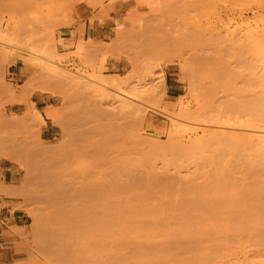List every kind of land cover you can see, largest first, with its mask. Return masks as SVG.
Masks as SVG:
<instances>
[{
	"label": "rangeland",
	"instance_id": "obj_1",
	"mask_svg": "<svg viewBox=\"0 0 264 264\" xmlns=\"http://www.w3.org/2000/svg\"><path fill=\"white\" fill-rule=\"evenodd\" d=\"M263 16L264 0H0V34L13 40L0 45V158L18 169L12 209L29 216L3 231L13 250L1 264H264V155L215 165L167 153L173 116L264 131ZM125 91L141 112L110 99ZM34 92L55 98L53 134Z\"/></svg>",
	"mask_w": 264,
	"mask_h": 264
},
{
	"label": "bare ground",
	"instance_id": "obj_2",
	"mask_svg": "<svg viewBox=\"0 0 264 264\" xmlns=\"http://www.w3.org/2000/svg\"><path fill=\"white\" fill-rule=\"evenodd\" d=\"M264 17V16H263ZM253 19V18H252ZM255 20H258V19H254V21ZM248 22V21H247ZM250 20H249V22L246 24L247 26H246V28L248 27V24H250ZM261 22V21H260ZM245 23V22H244ZM254 23V22H253ZM256 23V22H255ZM258 24H259V22H257ZM252 24V23H251ZM258 24H256V25H258ZM242 26H243V24H241ZM245 25V24H244ZM240 26V25H239ZM259 26V25H258ZM241 27V26H240ZM245 27V26H244ZM253 27V26H252ZM254 27H255V25H254ZM262 27V26H261ZM261 27H260V30H261ZM264 27V26H263ZM262 27V28H263ZM243 28V27H242ZM1 29V28H0ZM245 29V28H244ZM259 30V29H258ZM5 31V30H4ZM1 32V31H0ZM3 33V32H2ZM245 33H246V30H245ZM248 33H250V32H248ZM252 33H255V30L252 32ZM252 33H251V35H252ZM257 33H260V31L258 32L257 31ZM0 35H2V34H0ZM249 34H247L246 36H248ZM258 35V34H257ZM8 34L6 33H3V35L2 36H0V40H2L3 42L1 43L0 42V45H4V46H7V47H9L8 45L9 44H11V42H13V40L12 39H10V37L8 36ZM11 38H13V37H11ZM253 38V37H252ZM256 38H258V37H256ZM90 40V39H89ZM86 42V41H85ZM262 42V41H261ZM264 44V43H263ZM254 45V44H253ZM11 46V45H10ZM80 46V45H79ZM16 47V46H15ZM260 47V46H259ZM262 47H263V45H262ZM6 48V47H5ZM16 48H18V47H16ZM258 50H260V48L258 49ZM261 51H263V54H264V48H263V50H261ZM27 53L29 54V55H31L32 57H34V59H36V58H38L39 60H46L47 58H45L44 56H42L39 52H38V50H36V48L34 49V47L32 48V46H31V49L30 50H27ZM256 54H257V52H256ZM254 55V54H253ZM36 57V58H35ZM259 57V56H258ZM260 57H261V55H260ZM48 60V59H47ZM46 60V61H47ZM48 62L49 63H51V64H53V65H55V62H53V61H51V60H48ZM254 62H256V61H254ZM261 63H263V69H264V61L263 62H260V64ZM257 64V63H256ZM259 64V63H258ZM56 66H58L57 64H56ZM263 69H262V71H263ZM105 77V76H104ZM107 77V76H106ZM262 78V82L264 83V72H263V77H261ZM105 79V78H104ZM195 80H198V79H196V77L194 78ZM194 79H193V81H194ZM101 80H103V79H101ZM107 80H109V79H106L105 80V82L107 81ZM98 82H102V81H98ZM97 82V83H98ZM104 81L102 82L103 84H105L106 85V83H105ZM110 82V81H109ZM164 82V81H163ZM96 83V82H95ZM102 83H100V85L99 86H102L103 84ZM119 84V83H118ZM163 84H165V83H163ZM107 85H109V83L107 84ZM115 87V86H114ZM117 87V86H116ZM119 87V86H118ZM98 88H101V87H98ZM121 92V91H120ZM119 92V93H120ZM129 94H127V92L125 91V92H122V93H120V94H118L117 93V95L115 96V95H110L111 97L112 96H114L113 98H111L110 97V99H113L115 102H117L118 103V105H119V107L121 108V110L123 109H131V110H129V111H132V109L133 110H135V111H140L141 109L140 108H138V106L139 105H141V104H139V103H135V104H139V105H137V107H134V106H136V105H134L133 104V100H130L128 97ZM131 97V96H130ZM108 98H109V95H108ZM134 99H136V98H134ZM264 101V100H263ZM113 102V101H112ZM111 102V103H112ZM264 103V102H263ZM32 104V103H31ZM30 105V104H29ZM33 105V104H32ZM112 106V105H111ZM142 106V105H141ZM153 106V105H152ZM32 107H35V106H32ZM53 107V106H52ZM144 107V106H143ZM116 108V107H115ZM187 108V107H186ZM34 109V108H33ZM57 109V108H56ZM117 109V108H116ZM55 110V109H54ZM124 110V111H125ZM145 110V109H144ZM147 110V109H146ZM183 109H181V111H182ZM185 110V109H184ZM28 111H30V110H28ZM27 112V111H26ZM123 112V111H122ZM141 112V111H140ZM139 112V113H140ZM145 112V111H144ZM184 112V111H183ZM182 112V113H183ZM29 113V112H28ZM35 115H37V117L38 118H40V120H45L44 118H43V114L39 111V110H37V109H35ZM45 113H46V115H47V118L48 119H52V120H54L55 119V117H56V114L53 112V110L50 108V107H48L47 109H45ZM133 114H135L134 116H136V113H134V112H132ZM165 113V112H164ZM163 113V114H164ZM131 114V113H130ZM174 114V113H173ZM184 114V113H183ZM185 114H187V113H185ZM132 115V114H131ZM137 115H139L138 113H137ZM143 115V114H142ZM166 116V115H165ZM178 116H183L184 117V115H181V114H178ZM171 118H173V120L171 119ZM170 119V122H171V124H172V122H173V124H172V128L174 129H172L175 133H174V135H178V137H179V139L181 138H183V137H185V136H187L188 138H189V140H192L193 139V141H194V143H195V145H191L192 147H184L183 145H180V142H179V144H178V137H177V135H176V139H173V141L171 142V143H173V145L170 143V145H171V147L172 146H174V144L176 145V147L177 148H175V149H177V150H175L173 147V149L171 148V147H169V144H168V142L166 143V145H168L167 147L171 150H168L167 151V153L169 152V154L171 153V152H173V154H174V152L176 153V151H177V153H176V155L175 156H177L176 158L178 159V155L177 154H179V162L180 161H182V159L184 158V156H185V152H186V155H187V153L189 152L192 156V160H194V159H196L195 157H204V159L206 158V160L207 161H214L213 163L216 165V163H218V161L220 160V158L221 157H224V153L225 154H227V152H229L230 153V155L232 156H239V157H246L247 158V162H249V164L248 165H255L254 164V161L256 160L257 161V159H255V157H257L256 155H259V156H261L262 157V155H264V131H263V129H261L262 131H260L259 133L258 132H254L255 134L254 135H250V136H245V135H243V134H237V133H234L233 132V130H232V133H220L221 132V129L224 127H222L221 129H219L218 130V128H220L221 126H219V127H217V128H215L214 129V126H213V131H212V126L209 128V129H206V127H197V128H193L192 126L191 127H189V125H188V123L185 121L186 119L185 118H187V117H184V118H181V117H171ZM134 119V118H133ZM185 119V120H184ZM189 119V118H188ZM135 120V119H134ZM190 120V119H189ZM142 121V120H141ZM176 121H178V122H176ZM45 122V121H44ZM143 122V121H142ZM190 122H192L193 123V121L192 120H190L189 121V123ZM196 123V122H195ZM170 124V125H171ZM197 124V123H196ZM195 124V125H196ZM169 125V126H170ZM203 125V124H202ZM226 125V124H225ZM198 126V125H197ZM200 126H201V124H200ZM216 126H218V125H216ZM227 126H225L224 128H226ZM238 127V126H237ZM231 128V127H230ZM239 128H242V127H240L239 126ZM229 129V128H228ZM237 129V128H236ZM243 129H244V127H243ZM247 129V128H246ZM209 130V131H208ZM226 130V129H225ZM172 131V132H173ZM216 131V132H215ZM239 131V130H238ZM243 131V130H242ZM247 131H250V130H248L247 129ZM253 131H255V130H253ZM222 132H224V130L222 129ZM171 133V132H170ZM181 133V134H180ZM251 134H253L252 133V129H251ZM172 135H173V133H172ZM169 137H170V135H169ZM186 139V138H185ZM171 140H172V138H171ZM175 140H177L176 142H175ZM166 141V140H165ZM168 141V140H167ZM181 141V140H180ZM193 141H191V143H193ZM184 142V141H183ZM161 143V142H160ZM193 143V144H194ZM181 144H182V142H181ZM163 145V144H162ZM161 145V146H162ZM164 145H165V143H164ZM178 145V146H177ZM186 145V144H185ZM157 148H158V145L156 144L155 145ZM213 146V147H212ZM152 147V146H151ZM153 148V147H152ZM151 148V149H152ZM155 148V147H154ZM153 148V149H154ZM165 148V147H164ZM164 148L162 147L161 149H163V151H165L164 150ZM168 148H166V150L168 149ZM152 149V150H153ZM156 149V148H155ZM154 149V150H155ZM159 150H160V148H158ZM174 150V151H173ZM157 151V150H156ZM156 151H155V153H156ZM162 151V152H163ZM207 151V156H204V153L203 152H206ZM251 151H252V153H251ZM146 153H147V151H145ZM149 152V151H148ZM166 152V151H165ZM178 152H180V153H178ZM209 152V153H208ZM247 152H248V154L249 155H246L247 154ZM256 153V155H254L253 156V154L254 153ZM1 153V152H0ZM182 153V154H181ZM203 153V154H202ZM3 154V153H2ZM140 154V153H139ZM159 154V153H158ZM163 154H165V153H162V155H161V157H163L164 155ZM168 154V156L170 157V155ZM172 153H171V155L172 156H174ZM147 155H150L149 153L147 154ZM160 155V154H159ZM159 155H157V157H158V159H159ZM181 155H184L183 156V158L180 160V156ZM189 155V154H188ZM138 156H140V155H137V158L138 159H136V158H134V160H133V158H131V163L132 164H129V165H133L135 168H136V165H137V163L140 161L139 160V158H141V157H138ZM144 156V155H143ZM152 156V155H151ZM154 156V155H153ZM168 156H166L167 158H169ZM226 156V155H225ZM258 156V157H259ZM155 157V156H154ZM182 157V156H181ZM144 158V157H143ZM146 158V157H145ZM151 158V157H150ZM189 158H190V155L188 156V159H187V156H185V159L186 160H189ZM194 158V159H193ZM263 158H264V156H263ZM137 161H136V160ZM152 159V158H151ZM163 159V158H162ZM166 159V158H165ZM175 158H173V160H174ZM260 160H262V158H259ZM113 160H115V159H113ZM112 160V161H113ZM119 160H120V164L122 165V168L121 167H118L117 166V162L119 163ZM119 160H116L115 162L116 163H114V162H112L114 165H116L119 169H122L123 170V165L125 164V163H122L121 162V159H119ZM159 160H161V159H159ZM164 160V159H163ZM170 160H172V159H170ZM172 160V162H174V161H176V163H177V160H174L173 161ZM184 160V159H183ZM217 160V161H216ZM222 160V159H221ZM245 160V159H244ZM259 160V161H260ZM122 161H123V159H122ZM136 161V162H135ZM147 161H149L148 159H147ZM216 161V162H215ZM243 161V160H242ZM255 161V162H256ZM125 162V161H124ZM128 162V161H127ZM143 162V160L140 162V163H138V165L139 164H141ZM146 162V161H145ZM150 162V161H149ZM167 162H170V164H171V161H169V159H168V161ZM210 162V163H211ZM221 162V161H220ZM135 165H134V164ZM148 163V162H147ZM165 163H166V160H165ZM175 163V162H174ZM222 163V165H223V162H221ZM221 163H220V165H221ZM143 164V163H142ZM212 164V163H211ZM225 164V163H224ZM114 165H112V166H114ZM126 165H127V163H126ZM128 165V166H129ZM138 165H137V167H138ZM144 165H145V163H144ZM165 165V164H164ZM222 165L220 166V168H222V169H220L219 167V169H217L218 171H220V172H222V173H225V171H226V169H225V166H223L222 167ZM110 166H111V164H110ZM125 166V165H124ZM140 167H141V165H139ZM147 166H149V165H147ZM146 166V167H147ZM166 166V165H165ZM227 166V165H226ZM116 167V170L115 169H113V171H112V173L113 172H115V171H117V168ZM145 167V168H146ZM151 167V166H150ZM254 167V166H253ZM132 168V167H131ZM134 168V169H135ZM152 168H153V165H152ZM137 169V168H136ZM214 171V174H213V177L211 178L212 180H215V179H217L216 177L219 175V174H217L218 173V171ZM111 171V170H110ZM120 171L121 170H119V172H116V173H120ZM138 171V170H137ZM155 171V170H154ZM153 171V172H154ZM149 172V171H148ZM57 173V172H56ZM55 172L53 173V174H56ZM111 173V174H112ZM217 174V176H216V174ZM121 174V173H120ZM120 174H116V177L118 176V175H120ZM212 174H210V176H212ZM50 175H52L51 173H50ZM110 175V174H109ZM56 176V175H55ZM104 176V175H103ZM102 176V177H103ZM112 176V175H111ZM144 176H146V174L144 175ZM149 176V175H148ZM209 176V175H208ZM214 176H215V179H214ZM207 178V177H206ZM138 179V178H137ZM208 179V178H207ZM140 180V179H139ZM147 180V179H146ZM135 181H137L136 179L134 180V186H133V184H132V187H135L136 186V183H135ZM141 181V180H140ZM140 181H137L138 182V185L141 183ZM145 181V180H144ZM144 181H142V182H144ZM216 182L218 181V183H219V180L217 179V180H215ZM155 182V181H154ZM209 182H211L210 180H209ZM145 183V182H144ZM157 183V182H156ZM207 183V182H206ZM143 184V183H142ZM220 184V183H219ZM137 185V186H138ZM215 186L216 187V185L214 184V185H212L211 183L209 184H207L206 186H205V189L207 190L208 188H209V186ZM136 186V187H137ZM140 186V185H139ZM170 186V185H169ZM221 186V185H220ZM224 186V185H223ZM142 187V186H141ZM150 187H152V186H150ZM195 187V186H194ZM217 187H219V186H217ZM149 188V187H148ZM192 188H193V186H192ZM141 189V188H140ZM221 189V188H220ZM145 190V189H144ZM264 190V189H263ZM143 191V190H142ZM145 192V191H144ZM150 192V191H149ZM139 193H140V191H139ZM138 192L136 193V195H138L139 194ZM262 194H260L257 198L258 199H261V200H258V201H260V203L259 204H261L262 202L264 203V198H262L263 196H264V192L262 191L261 192ZM143 194L144 193H142L141 192V196H143ZM148 194V193H147ZM134 196V195H133ZM212 196V195H211ZM219 197V196H218ZM260 197V198H259ZM143 198H144V196H143ZM213 198V197H212ZM227 198V197H226ZM230 198H231V196H230ZM142 199V198H141ZM262 199H263V201H262ZM105 200V199H104ZM138 201V200H137ZM142 201V200H141ZM257 201V202H258ZM262 201V202H261ZM140 202V201H139ZM105 203H107L106 205H109V203H108V201L106 202L105 201ZM102 204H104L103 202H102ZM143 204V203H142ZM218 204V203H217ZM220 204V203H219ZM105 205V206H106ZM262 205V204H261ZM263 206V205H262ZM107 207L108 206H106V209H107ZM111 207V206H110ZM140 207V206H139ZM143 207V206H142ZM143 210V209H142ZM261 213V212H260ZM255 215V214H254ZM257 215H259V214H257ZM257 215H255V216H257ZM261 216H262V214H261ZM254 217V216H253ZM263 217H264V214H263ZM262 217V218H263ZM254 219V218H253ZM153 261H155V259L153 260ZM158 262V261H157ZM106 264H108V263H106ZM110 264H114V261H112ZM155 264V263H154ZM157 264V263H156Z\"/></svg>",
	"mask_w": 264,
	"mask_h": 264
},
{
	"label": "crops",
	"instance_id": "obj_3",
	"mask_svg": "<svg viewBox=\"0 0 264 264\" xmlns=\"http://www.w3.org/2000/svg\"><path fill=\"white\" fill-rule=\"evenodd\" d=\"M62 39H66L61 37ZM11 71L14 75L19 76L21 74V67L16 64L12 66ZM54 96L47 92H34L31 96V102L35 105V108L43 114L45 119L44 125L42 127L43 133H52L54 124L52 120L44 117V111L48 107L55 106ZM16 107L22 108V103H15L8 105L7 108ZM0 254L4 259H8L11 254L13 247L8 243L9 240H4L1 237L4 230H7L10 227L22 228L27 226V219H29L28 214L19 208L12 209L11 199L9 198V192L12 190L11 186L15 185L18 169L7 159L0 158ZM3 249V250H1ZM4 263L5 260L0 261Z\"/></svg>",
	"mask_w": 264,
	"mask_h": 264
}]
</instances>
